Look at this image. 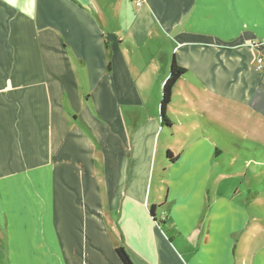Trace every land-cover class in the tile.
<instances>
[{
    "label": "crops",
    "instance_id": "0c3cea01",
    "mask_svg": "<svg viewBox=\"0 0 264 264\" xmlns=\"http://www.w3.org/2000/svg\"><path fill=\"white\" fill-rule=\"evenodd\" d=\"M233 117L263 138L264 0H0V264H264Z\"/></svg>",
    "mask_w": 264,
    "mask_h": 264
},
{
    "label": "rangeland",
    "instance_id": "374dc122",
    "mask_svg": "<svg viewBox=\"0 0 264 264\" xmlns=\"http://www.w3.org/2000/svg\"><path fill=\"white\" fill-rule=\"evenodd\" d=\"M82 79V78H81ZM192 84L195 85V86H200V84L196 83V82H193L192 81ZM83 86V85H82ZM84 89V87H83ZM202 96H200V99ZM191 100L192 101H196L195 98L191 95L190 96ZM241 119L239 117H233V118H230L229 120V124L227 122H222L223 126L221 128H223V130L228 133L232 139L231 142H230V148L229 150L230 151V154L232 153V151H235L237 146L236 145H241L242 148H244V144L246 145H249L251 148H252V152H253V148L255 145L257 146H261L262 147V151L261 152H256L257 155L259 154V157H257V164L256 162L255 163H251L250 162V167H249V170L247 172V177H246V180L248 181L246 184H248V187L249 188V182H251V179L253 180L254 178V171H253V165L257 168V170L259 171L258 174L256 175L257 178H258V182L257 183H260L261 186H259L256 191L257 193H255V196L252 197L253 198V201H255L254 204H251L249 207H248V210L250 212H254L256 211L257 213L261 214V222L259 223L261 226H262V229H264V135H263V138H261L258 134H256L253 130H246L245 129V126L241 125ZM172 123V122H171ZM200 126H202V124H200ZM199 126V127H200ZM182 128V127H181ZM263 134H264V127H263ZM246 141V142H245ZM174 150H176L175 148H173ZM256 155V154H255ZM228 158H230V160L232 161V164L234 163L233 161V157H229L228 155ZM240 160V168L245 171L247 169H245V165H246V161L240 157L239 158ZM230 161V162H231ZM234 164H237V163H234ZM233 167H238L237 165H233ZM253 182V181H252ZM246 184H241L240 188L243 192H246L247 188H246ZM246 188V189H245ZM255 191V192H256ZM256 203H258L256 205ZM263 237H264V233H263Z\"/></svg>",
    "mask_w": 264,
    "mask_h": 264
},
{
    "label": "trees",
    "instance_id": "16d2710c",
    "mask_svg": "<svg viewBox=\"0 0 264 264\" xmlns=\"http://www.w3.org/2000/svg\"><path fill=\"white\" fill-rule=\"evenodd\" d=\"M187 73V69L177 63L176 59H173L170 67L169 75L163 85L161 100H160V118L163 126H172L171 119L168 115V107L172 101L173 90L177 81ZM177 155H174L171 151H167V158L173 162L177 159ZM156 206L151 208V215L155 219ZM117 254L124 264H132L125 250L121 247L116 249Z\"/></svg>",
    "mask_w": 264,
    "mask_h": 264
},
{
    "label": "built area",
    "instance_id": "2783aa9c",
    "mask_svg": "<svg viewBox=\"0 0 264 264\" xmlns=\"http://www.w3.org/2000/svg\"><path fill=\"white\" fill-rule=\"evenodd\" d=\"M135 1V4L136 6L140 7L143 5V3L145 2V0H134ZM258 62L260 63V68L263 67V65H261L263 63V58H258Z\"/></svg>",
    "mask_w": 264,
    "mask_h": 264
}]
</instances>
